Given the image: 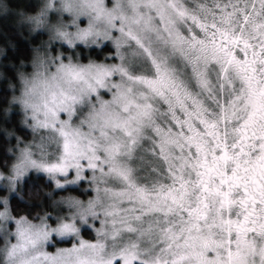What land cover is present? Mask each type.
I'll return each mask as SVG.
<instances>
[{"label":"snow or ice","instance_id":"snow-or-ice-1","mask_svg":"<svg viewBox=\"0 0 264 264\" xmlns=\"http://www.w3.org/2000/svg\"><path fill=\"white\" fill-rule=\"evenodd\" d=\"M0 84V264H264V0L0 3Z\"/></svg>","mask_w":264,"mask_h":264},{"label":"clouds","instance_id":"clouds-1","mask_svg":"<svg viewBox=\"0 0 264 264\" xmlns=\"http://www.w3.org/2000/svg\"><path fill=\"white\" fill-rule=\"evenodd\" d=\"M0 3H8L11 9H19L20 8L19 0H0ZM13 14H15V13H13Z\"/></svg>","mask_w":264,"mask_h":264},{"label":"trees","instance_id":"trees-1","mask_svg":"<svg viewBox=\"0 0 264 264\" xmlns=\"http://www.w3.org/2000/svg\"><path fill=\"white\" fill-rule=\"evenodd\" d=\"M19 2H23V0H19ZM3 88V84H0V89Z\"/></svg>","mask_w":264,"mask_h":264}]
</instances>
